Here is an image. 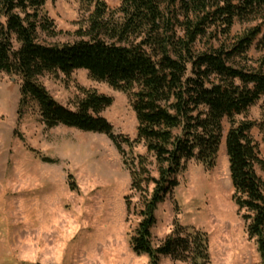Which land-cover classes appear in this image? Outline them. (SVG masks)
<instances>
[{
	"label": "trees",
	"instance_id": "16d2710c",
	"mask_svg": "<svg viewBox=\"0 0 264 264\" xmlns=\"http://www.w3.org/2000/svg\"><path fill=\"white\" fill-rule=\"evenodd\" d=\"M47 1L0 0V75L20 82L18 120L32 107L46 129L63 126L105 135L123 157L122 144L144 146L147 156L124 158V165L130 190L143 200L131 249L147 256L148 264H160L162 257L211 264L206 233L174 224L155 247L151 230L157 206L178 187L177 175L186 164L214 167L227 120L232 200L244 212L247 236L264 264V180L256 172H264V159L250 134L258 127L264 142V59L257 69L243 65L252 47L264 50V0H122L113 11L102 0H78L92 8L87 27L77 32L78 40L57 44L41 40L43 34L56 35L42 13ZM236 21L258 23L229 46L194 50L214 34L211 28L228 37ZM78 70L128 96L137 121L134 140L115 135L101 116L112 98L83 90L71 110L39 82L44 75L70 77ZM261 100L262 123L236 120Z\"/></svg>",
	"mask_w": 264,
	"mask_h": 264
},
{
	"label": "rangeland",
	"instance_id": "374dc122",
	"mask_svg": "<svg viewBox=\"0 0 264 264\" xmlns=\"http://www.w3.org/2000/svg\"><path fill=\"white\" fill-rule=\"evenodd\" d=\"M102 1L113 11L122 0ZM91 10L78 0H48L42 13L53 22L56 35L43 34L41 40L46 44L78 40L77 32L87 27ZM257 23L236 21L228 37L222 36L220 28H211L209 33L214 34L198 41L194 50L229 46ZM247 57L243 65L257 69L264 50L252 47ZM39 82L71 110L83 98V90L112 98L101 116L115 135L135 139L137 121L126 94L91 80L84 70L70 77L44 75ZM19 85L17 77L0 75V264H148L147 256L131 249L143 200L130 190L124 165V158L147 156L144 146L130 149L122 144L123 157L105 135L63 126L46 129L32 107L18 120ZM262 103L236 120L262 123ZM222 127L214 167L188 162L177 175L178 187L157 206L152 243L158 246L176 224L208 235L211 264H261L257 245L247 236L244 212L232 200L225 152L227 120ZM250 134L264 159L263 134L258 127ZM43 157L54 163L43 162ZM256 172L264 180V172ZM159 263L189 264L168 257Z\"/></svg>",
	"mask_w": 264,
	"mask_h": 264
}]
</instances>
